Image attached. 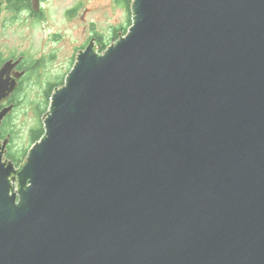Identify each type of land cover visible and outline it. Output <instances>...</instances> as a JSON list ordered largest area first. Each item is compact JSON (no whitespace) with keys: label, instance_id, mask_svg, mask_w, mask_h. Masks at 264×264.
Wrapping results in <instances>:
<instances>
[{"label":"water","instance_id":"95a60500","mask_svg":"<svg viewBox=\"0 0 264 264\" xmlns=\"http://www.w3.org/2000/svg\"><path fill=\"white\" fill-rule=\"evenodd\" d=\"M130 1L20 168L0 139V264H264V0Z\"/></svg>","mask_w":264,"mask_h":264},{"label":"rangeland","instance_id":"374dc122","mask_svg":"<svg viewBox=\"0 0 264 264\" xmlns=\"http://www.w3.org/2000/svg\"><path fill=\"white\" fill-rule=\"evenodd\" d=\"M39 1L40 11L35 18L31 16L32 10L10 11L5 3L0 10V60H3L0 67L5 61L20 58V65L24 62L27 68V74L24 72L22 82L12 94L15 106L4 119L8 118L11 127L6 128L11 133L2 138L0 126V139L9 136L5 158L9 160L7 153L11 151L17 152L15 158L21 160L19 164L9 160L16 168L27 158L28 154L23 157V150L27 148L28 153L31 147L30 130L43 128V117L50 109L46 94L53 86L62 82L64 85L80 49L90 37L98 35L103 43L97 49L100 54L116 43L121 31L122 37L126 35L132 18L130 0ZM9 104L8 101L4 106Z\"/></svg>","mask_w":264,"mask_h":264},{"label":"trees","instance_id":"16d2710c","mask_svg":"<svg viewBox=\"0 0 264 264\" xmlns=\"http://www.w3.org/2000/svg\"><path fill=\"white\" fill-rule=\"evenodd\" d=\"M30 1L31 0H0V10H1V6L3 3L5 4H8V9L10 11H14V12H19V11H31V4H30ZM34 14V13H33ZM131 23V21H130ZM129 23V25H130ZM76 59V58H75ZM3 60H0V64L2 63ZM63 82L60 83V84H57L55 86H53L51 89H50V92L49 94L47 95L46 94V100H48L52 93L59 87V86H62ZM50 85V83H47V87ZM9 103H16L15 99H14V96L10 97L9 99ZM47 103V102H46ZM10 105V104H9ZM15 106V104H13ZM43 116V115H42ZM6 127H11V124L8 122V118L6 119V121L4 120L3 124H2V138L6 135V134H10L11 131H7V128ZM41 128L38 129V131H35L33 132L35 128L37 127H34L30 130V134H29V139H30V145L29 146H32L33 144L37 143L43 136H44V130L42 128V126H40ZM15 135V134H14ZM13 135V137H14ZM13 140L10 142L12 143ZM27 149V148H26ZM24 149L23 150V157H24V154L27 155V150ZM17 153V152H16ZM15 153V154H16ZM15 154H13L11 151L7 153V158L11 161H13L14 163L16 164H19L21 162V160L19 159H16L15 158Z\"/></svg>","mask_w":264,"mask_h":264},{"label":"flooded vegetation","instance_id":"af4514ba","mask_svg":"<svg viewBox=\"0 0 264 264\" xmlns=\"http://www.w3.org/2000/svg\"><path fill=\"white\" fill-rule=\"evenodd\" d=\"M25 11V10H24ZM31 16L33 17V18H35L36 16H37V14H33V13H31ZM119 35L120 34H118V37H119ZM90 43H92L93 45H94V48L95 49H100L101 47H103V43H102V38L101 37H99L98 35L97 36H93V37H90V39H89V41H88V44L87 45H85L84 44V46L82 47V49H80L81 51H83ZM80 51V52H81ZM20 64H21V62H20ZM18 65L16 68H15V70L14 71H16V72H25V74H27V68H26V65L24 64V62L22 63V66L21 65ZM22 79V78H21ZM19 80L18 81V87H19V85H20V82H22V80ZM18 89V88H17ZM17 91V90H16ZM15 91V92H16ZM14 92V93H15ZM13 93V94H14ZM17 168H20V166H18Z\"/></svg>","mask_w":264,"mask_h":264}]
</instances>
